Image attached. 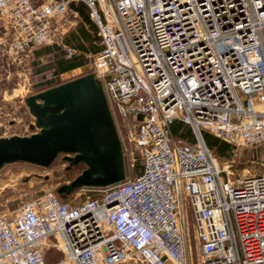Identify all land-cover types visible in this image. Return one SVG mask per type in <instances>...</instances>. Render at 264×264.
I'll use <instances>...</instances> for the list:
<instances>
[{"label": "built area", "instance_id": "1", "mask_svg": "<svg viewBox=\"0 0 264 264\" xmlns=\"http://www.w3.org/2000/svg\"><path fill=\"white\" fill-rule=\"evenodd\" d=\"M76 1L99 36L92 73L141 167L82 200L47 187L0 213V264H264V164L230 179L203 138L264 141V0H0L9 51L48 43Z\"/></svg>", "mask_w": 264, "mask_h": 264}, {"label": "rangeland", "instance_id": "2", "mask_svg": "<svg viewBox=\"0 0 264 264\" xmlns=\"http://www.w3.org/2000/svg\"><path fill=\"white\" fill-rule=\"evenodd\" d=\"M84 31H90L88 25L69 5L67 10L53 21L50 41L39 45V53L32 54L30 59H26L25 53L13 54L9 51L8 46L12 34L0 18V137L30 135L39 131L40 126L36 124V114L31 109V97L35 102L42 104L43 98L35 96L41 91L93 72L91 53H75L78 61L76 66L58 74L54 71L56 52L63 53L64 57H68L65 56L66 47H72V45L64 43L65 38H68L72 44L82 41L84 45H89L90 38L88 40L84 38L82 33ZM90 33L92 34L91 31ZM93 42L97 44V40ZM50 44H56V46L47 53L45 47ZM95 79L98 80L96 75ZM101 87L109 104L116 133L120 140L122 179L131 178L141 167V153L136 145L127 140L128 118L115 108L107 97L103 86ZM174 136L187 142V140L179 138V135ZM213 151L218 166L228 170L227 176L230 179L259 172L263 168L260 162H264V141L254 146L229 144V149H226L222 156H218L214 149ZM74 153L76 152H58L48 164L16 159L0 165V213L15 211L23 201L31 200L42 194L47 187L58 192V187L69 183L86 167L82 160L71 163L65 158L66 155L73 156ZM227 164L228 166L225 167ZM221 176L222 178L225 176L224 171ZM103 186L80 185L72 188L68 193L59 194L67 195L71 201H77L96 195L98 189ZM192 247L191 244L192 256H194L195 252ZM61 257L62 253L54 249H51L47 254V260L50 263L56 262ZM118 264H139V262L133 257H129Z\"/></svg>", "mask_w": 264, "mask_h": 264}, {"label": "water", "instance_id": "3", "mask_svg": "<svg viewBox=\"0 0 264 264\" xmlns=\"http://www.w3.org/2000/svg\"><path fill=\"white\" fill-rule=\"evenodd\" d=\"M90 83L99 84L92 72L41 91L35 96L43 98L42 104L35 102L31 97V109L36 114L37 125L40 126L44 122L51 121L60 122L62 119L64 121L57 130L43 129L45 137H27L22 139L20 135H11L8 138H0V165L3 162L16 159L48 164L61 151L76 152L73 156H65L71 163H74L77 160H82L77 156V152L85 151L87 156L94 157L97 161L103 160L101 164L97 163L93 168H107L110 174L101 180L82 181L80 174L84 175L86 173L84 171L87 167L86 165L69 183L58 187V192L68 193L72 188L80 185L103 186L121 180L123 176L122 158L120 155L121 168L119 171L112 165L110 160L114 145L110 136L111 129L108 127L103 112L95 110L93 92L89 87ZM74 84H77L78 89L83 93L85 110L81 111L78 103L64 100L59 95L61 90L67 89ZM47 94L53 95L51 100L47 99V96H49ZM65 106H69V108L64 109ZM48 110L59 112V115L44 114ZM91 114H94V117ZM138 118H140V115H138ZM108 121L109 126L112 127L111 118ZM90 145H93V147L89 148ZM5 156L10 157L4 159Z\"/></svg>", "mask_w": 264, "mask_h": 264}, {"label": "bare ground", "instance_id": "4", "mask_svg": "<svg viewBox=\"0 0 264 264\" xmlns=\"http://www.w3.org/2000/svg\"><path fill=\"white\" fill-rule=\"evenodd\" d=\"M100 84V82H99ZM98 84V85H99ZM97 84L94 83H90L89 87L93 92V101L95 103V110H99L102 111L104 114V117L106 119V122L108 123V127H110L111 132H110V136L112 138V141L114 143L113 147H112V154H111V162L112 165H114L119 171L121 168L120 165V155H121V149H120V140L117 136L116 133V129L114 126V122L111 116V111L109 108V104L106 100L105 94L103 92V89L101 87V84L98 86ZM49 95V94H47ZM51 95V96H50ZM49 96H47L48 100L52 99V94H50ZM59 95L61 98H63L64 100L70 101V102H76L80 105V109L85 110V106H84V99H83V93L78 89L77 84L72 85L71 87H68L67 89H63L59 92ZM69 106H65L64 109H68ZM44 114L49 115V114H58L59 112H51V110L46 111ZM92 117H94V114H91ZM111 118L112 121V127L109 126V119ZM64 119H62L60 122H44L43 124L40 125V129L39 131L30 134L28 136H21L20 138L25 139L27 137H33V138H38V137H45L46 135L44 134V132L42 131L43 129H51V130H57L60 125L63 123ZM17 137V136H14ZM0 138H8V137H0ZM93 145H90L89 148H92ZM77 156L80 157L82 159V161L87 165V167L85 168V174H80V179L82 181H92L94 179H98L101 180L104 177H106L108 174H110V172L108 171V169L104 168V169H96L93 168V166L97 163L101 164V162L103 161H97L94 157H89L87 156L86 152H77ZM7 157L10 156H5L4 159H6ZM5 163V162H3Z\"/></svg>", "mask_w": 264, "mask_h": 264}, {"label": "trees", "instance_id": "5", "mask_svg": "<svg viewBox=\"0 0 264 264\" xmlns=\"http://www.w3.org/2000/svg\"><path fill=\"white\" fill-rule=\"evenodd\" d=\"M69 5L71 8L74 9V11H77L79 13L82 21L88 25V28L92 32V34L90 33V31L82 32L83 36L86 40H88L90 38L89 39L90 43L88 46L84 45L82 43V41H79L80 43L76 42V43L72 44L68 38L64 39V43L69 45V46L72 45V47L74 49H76L78 54L79 53H83V54L84 53L85 54L91 53L92 54V53L96 52L100 48L99 36L97 35L96 25L93 23V21H91V19L88 16V9H87L86 5L81 1L70 2ZM89 35H90V37H89ZM95 40H97V44H95L93 42ZM54 46H56V44L46 45L45 48L47 50V53L51 52L53 50ZM62 54L63 53H59V52L57 53L56 52V54L54 55V65H55L54 71L56 74L66 70V69H69L71 67L76 66L77 62H78L77 61V55L75 53L69 55L68 57H64V55H62ZM181 128H182V130H181ZM184 129L187 131H183ZM170 131L173 135H179V138L185 139V140H187V142L192 141V137L190 135L191 133H190L188 127L184 126L178 120H174L171 123ZM188 134H189V136H187ZM203 138H204L206 144L210 148L214 149L218 156L224 155V151H226V149H229V143L228 142L223 141V140L219 139L218 137H215L214 135H211V133L208 131H203Z\"/></svg>", "mask_w": 264, "mask_h": 264}, {"label": "crops", "instance_id": "6", "mask_svg": "<svg viewBox=\"0 0 264 264\" xmlns=\"http://www.w3.org/2000/svg\"><path fill=\"white\" fill-rule=\"evenodd\" d=\"M39 48H40L39 46H36V47L32 48L31 51L26 52L25 53V58L26 59H28V58L30 59L32 54L33 55H35L36 53L38 54L39 53V50H38ZM260 163L264 164V162H260Z\"/></svg>", "mask_w": 264, "mask_h": 264}]
</instances>
